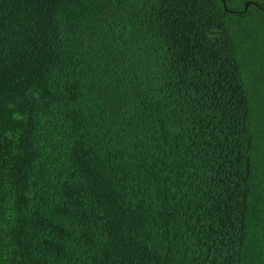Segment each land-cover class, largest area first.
I'll list each match as a JSON object with an SVG mask.
<instances>
[{"label":"trees","instance_id":"trees-1","mask_svg":"<svg viewBox=\"0 0 264 264\" xmlns=\"http://www.w3.org/2000/svg\"><path fill=\"white\" fill-rule=\"evenodd\" d=\"M0 264H264V0H0Z\"/></svg>","mask_w":264,"mask_h":264}]
</instances>
